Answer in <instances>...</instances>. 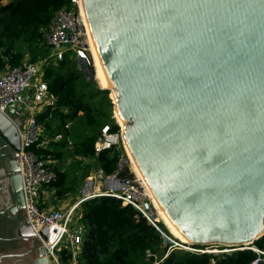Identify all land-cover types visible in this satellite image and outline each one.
Instances as JSON below:
<instances>
[{
  "label": "water",
  "instance_id": "1",
  "mask_svg": "<svg viewBox=\"0 0 264 264\" xmlns=\"http://www.w3.org/2000/svg\"><path fill=\"white\" fill-rule=\"evenodd\" d=\"M121 140L184 244L251 249L264 236V0H81ZM92 79L89 67H83ZM6 114L18 115L15 106ZM0 113L20 245L0 264H49L24 211L20 136ZM100 131L97 132L99 134ZM47 238V229L39 230ZM177 240V238L173 237Z\"/></svg>",
  "mask_w": 264,
  "mask_h": 264
},
{
  "label": "trees",
  "instance_id": "2",
  "mask_svg": "<svg viewBox=\"0 0 264 264\" xmlns=\"http://www.w3.org/2000/svg\"><path fill=\"white\" fill-rule=\"evenodd\" d=\"M69 3L70 0H0V70L21 63L23 53L15 51L17 41L41 50V30L57 9L69 7ZM37 57L35 54L31 61ZM42 78L55 101L37 114L40 137L30 149L49 161H61L68 153L80 167L83 161L93 159L103 175L118 171L120 176L133 177L128 167L119 168L126 157L121 144L99 152L94 149L97 132L103 125L109 124L112 131L118 129L110 119L113 104L109 91L96 87L94 79L88 80L69 53L46 67ZM60 133L61 140H53ZM44 139L47 143L40 146ZM51 167L58 179L49 187L58 188L66 172L57 163ZM81 169L88 171V164ZM81 205L79 220L84 225V240L79 264H264V254L251 249L208 253L174 248L204 249L181 244L161 222L156 223V229L131 206L113 197H93ZM250 247L264 253V236Z\"/></svg>",
  "mask_w": 264,
  "mask_h": 264
},
{
  "label": "built area",
  "instance_id": "3",
  "mask_svg": "<svg viewBox=\"0 0 264 264\" xmlns=\"http://www.w3.org/2000/svg\"><path fill=\"white\" fill-rule=\"evenodd\" d=\"M40 41L48 50L47 55L33 62H22L13 68L0 70V113L7 115L6 109L15 106L21 119L18 126L15 123L16 116L11 118L7 115L15 123L20 136L17 165L24 211H28L26 219L32 217L36 222V237L45 247L49 264H65L64 261L66 264H79L84 231L83 224L79 218L75 220L74 213L76 206L82 201L98 196L119 199L122 204L135 209L156 229L159 218L153 199L145 186L135 176H120L118 171L108 175L98 171V181L94 180V176H89L80 190V200L67 211L48 207L43 188L56 182L58 176L51 167V161L38 157L30 147L40 137V127L36 124L37 114L55 101L54 95L49 92L47 83L42 78L45 68L69 53L83 74V67H89L92 75L93 57L81 0H70L69 7L57 9L47 27L41 30ZM93 78L95 79V76ZM112 118L114 119L115 115ZM114 123L118 126L116 131H112L109 124L100 128L94 144L96 152L112 145L123 146L121 127L116 118ZM61 138L60 133L56 134L53 140ZM46 143L47 140L44 139L39 145ZM43 227H46L48 232L46 239L38 233ZM189 251L200 252L196 249Z\"/></svg>",
  "mask_w": 264,
  "mask_h": 264
},
{
  "label": "rangeland",
  "instance_id": "4",
  "mask_svg": "<svg viewBox=\"0 0 264 264\" xmlns=\"http://www.w3.org/2000/svg\"><path fill=\"white\" fill-rule=\"evenodd\" d=\"M40 43H41V41H40ZM40 45L42 46V44H40ZM28 47L29 46L27 45V43H25L24 41H21V40L17 41L15 43V48H16L15 51L16 50H22V53H23V58H22L21 62H32L31 59H33L35 54H38V57H41V56L47 55L49 53L48 50L44 46L42 47L41 50L35 49V47H33L31 49ZM3 60H5V59H3ZM93 68L94 69L92 71V77L95 76L94 62H93ZM92 79H94V78H92ZM94 81L96 82L95 83L96 87H99L100 89H102L100 87L99 83L97 82V80L94 79ZM108 97H109V94H108ZM113 116H114V112H113V106H112V112H111L110 119L114 123L115 118L113 119L112 118ZM69 126L70 125L67 124V127H69ZM70 146H72V145H70ZM77 161L74 157L70 156L68 153L65 155V159H63L61 161H51L52 165L57 163L59 165V168L66 172V177H65V180H64V183L62 184V186H60L58 188H56L54 186L44 187L48 191L47 192V200H48L47 205H48V207L59 208L63 211H67L70 207H73L80 200V190L83 188L88 176H94L95 177L94 180L98 181V176H99L98 171L99 170L97 169L96 163L93 159H87L86 161H83L81 167L79 166ZM83 164L84 165L88 164V166H89L88 171L81 169ZM128 170L130 173H132V171L130 169V165H128ZM86 172L89 174L88 176H85ZM133 176H135V175L133 174ZM44 188H43V190H44ZM81 210H82V205L80 203L75 208V213H74L75 220H76V218L77 219L80 218ZM159 222L162 223L161 220H159ZM82 226H83V231H84V225H82ZM166 238L169 240V236H166ZM36 239H38V238L36 237ZM173 247L174 248H183V246H181V247L173 246ZM204 250H205V252H208V253L209 252L211 253L213 251L216 253V252H223L225 250H230V249L222 248V247H218V246H215V247L214 246H207V247H204V249H202L201 251L204 252ZM64 263L66 264L65 261H64Z\"/></svg>",
  "mask_w": 264,
  "mask_h": 264
},
{
  "label": "flooded vegetation",
  "instance_id": "5",
  "mask_svg": "<svg viewBox=\"0 0 264 264\" xmlns=\"http://www.w3.org/2000/svg\"><path fill=\"white\" fill-rule=\"evenodd\" d=\"M10 152L5 143L0 139V169L5 171ZM14 204L13 193L6 182V177L0 174V251L3 249L15 248L20 245L16 240V230L19 221L23 218L24 212H18L15 218L7 214Z\"/></svg>",
  "mask_w": 264,
  "mask_h": 264
},
{
  "label": "bare ground",
  "instance_id": "6",
  "mask_svg": "<svg viewBox=\"0 0 264 264\" xmlns=\"http://www.w3.org/2000/svg\"><path fill=\"white\" fill-rule=\"evenodd\" d=\"M81 7H82V4H81ZM82 13L84 15V12H83V8H82ZM84 20H85V23L87 25V22H86V18L84 16ZM87 29H88V32H89V28H88V25H87ZM89 37H90V44H91V52H92V57H93V62H94V67H95V79L97 80V82L99 83L100 87L104 90V88L108 87L105 83L101 82V77H100V66H99V63H98V60H97V51H96V48H95V45L93 43V40L90 36V32H89ZM115 118H116V121L118 122V124L122 127V121L120 120L119 116L116 115L115 113ZM127 156H128V159H129V165H130V169L132 171V173L135 175V177L143 184V186H145V188L147 189L148 193L150 194L151 198L153 199V202H154V205L156 206V209H157V213H158V218L159 220L162 221V223L164 224V226L167 228V230L170 232V234L177 238L178 241L181 240L180 239V235H179V232L176 230V229H173L171 226H169L167 223H166V219L163 215V213L157 208V202L156 200L154 199V197L152 196L150 190L148 189L147 187V184L146 182L144 181V179L142 178L137 166L134 164L129 152H127ZM182 244H184L182 241H180ZM185 245H188V244H185ZM182 249H185L187 251L189 250H195V249H187V248H182ZM234 250V249H233ZM201 251V250H199ZM207 251V250H206ZM205 252V250H204Z\"/></svg>",
  "mask_w": 264,
  "mask_h": 264
},
{
  "label": "crops",
  "instance_id": "7",
  "mask_svg": "<svg viewBox=\"0 0 264 264\" xmlns=\"http://www.w3.org/2000/svg\"><path fill=\"white\" fill-rule=\"evenodd\" d=\"M38 58H39V57H37L36 60H37ZM36 60H34V61H36ZM32 62H33V61H32ZM21 63H22V62H21ZM21 63H20V64H21ZM3 69H5V68H3ZM16 118H20L19 114L16 115ZM88 177H89V176H88ZM47 192H48L47 189L44 188V190H43V194L46 195V197H47Z\"/></svg>",
  "mask_w": 264,
  "mask_h": 264
}]
</instances>
